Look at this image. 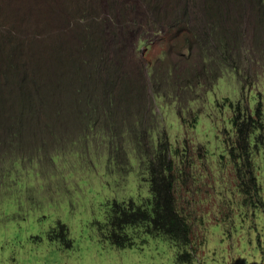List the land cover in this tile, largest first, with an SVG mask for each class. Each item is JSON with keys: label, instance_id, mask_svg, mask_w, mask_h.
<instances>
[{"label": "rangeland", "instance_id": "1", "mask_svg": "<svg viewBox=\"0 0 264 264\" xmlns=\"http://www.w3.org/2000/svg\"><path fill=\"white\" fill-rule=\"evenodd\" d=\"M182 1L0 0V65L11 50L20 69L23 61L43 67L54 82L71 74L73 91L102 92L116 76L135 94L147 88L141 113L110 106L105 116L106 99L94 97L86 130L65 103L60 133L25 134L19 150L0 149V264H177V248L164 236L137 230L134 245L118 249L96 227L113 202H144L147 167L167 148L192 264H264L262 29L248 12L237 26L219 24L240 65L223 71L210 57L216 39L205 38L200 21H185ZM90 34L93 47L81 49ZM249 115L263 137L249 142L255 186L241 187L248 164L237 156L243 151L231 120L240 127Z\"/></svg>", "mask_w": 264, "mask_h": 264}, {"label": "trees", "instance_id": "2", "mask_svg": "<svg viewBox=\"0 0 264 264\" xmlns=\"http://www.w3.org/2000/svg\"><path fill=\"white\" fill-rule=\"evenodd\" d=\"M161 1L155 0L157 6H160ZM182 2V14L186 18L185 21H200V25H204L203 28L207 31L204 33L205 38L213 36L216 39V44L209 48L214 51L210 57L220 61V68L223 71L237 72L240 65L230 58L233 57L231 44H228L227 41L224 42L223 37V43L220 40V34L224 35L223 32H225L223 27H218L221 22H229L230 24L227 26L241 24L238 20L243 19L245 13L248 12L253 15L257 28L262 29L260 42L264 44V0H183ZM12 35L14 37L10 36L11 38L16 37L15 34L12 33ZM90 36L92 35H87L86 39L81 40V49L89 50L93 47L94 41ZM114 36L117 34L115 33ZM196 37L203 42L200 35H196ZM262 51L264 53V48ZM5 54L6 61L0 65L6 68L4 71L0 70V149L4 145L15 144L16 150H19L24 144L20 138L25 134L33 137L48 132L54 136L56 132L60 133L57 131L58 128H63V125L66 124V119L59 117L61 110L64 113L67 110V107H63L65 103L72 106L70 109L73 110L72 113L75 111L80 116L78 123L86 125V130L92 128V123L90 120H86V117L90 114V110L94 109L90 105L93 104L95 98L97 100L99 97L105 98L104 106H108L106 110L110 106H116L118 112L126 114V116L130 114L131 106L136 105L137 112L141 113L142 106L146 105V86L143 85L137 90L138 94H135V86L131 85V82H128L124 77L118 79L119 76H116L113 84L109 87L105 85L103 91H96L93 93L94 96L84 89L73 91L68 88L67 85H70L74 79L71 74L70 76L64 75L63 79H57V82H54L51 78L49 79L45 70L42 71L43 67L38 66L39 69H32L27 61H23L21 62L22 69H20L18 68L20 64L18 65L16 59L12 58L14 55L11 50ZM206 59L207 57L204 58V60ZM79 66L77 65L75 68L79 70ZM120 84H122L121 87ZM65 98H68L70 103ZM110 111L107 110L105 116H108ZM255 114H258L259 123H261L263 114L257 113V111ZM66 116H68L67 113ZM111 118L119 119L115 115ZM237 119L238 117L233 116L231 120L237 141L238 143L240 141L243 151L237 156L248 164L246 174L238 175V181L241 187L248 186V184H252L254 187L253 171L248 170L249 167H252L249 142L251 137L254 140L263 137L260 135L262 127L255 125L256 121L251 115L246 117L245 124L240 127L236 125ZM103 120L100 121L103 122ZM160 152L146 171L149 177L147 180L150 182V199L141 205H136L132 200L122 203L114 202L106 213L105 222L99 223L97 229L104 240L109 241L118 249L133 246V234L137 230L149 236H164L177 248V264H190L193 261V255L186 248L190 245L191 230L186 219L176 209L173 179L170 175L172 163L167 157V154H170V148ZM12 165H18V162L13 161ZM5 173L9 174V171L6 170ZM245 180L248 181L247 184L244 183ZM243 192L247 191L243 190Z\"/></svg>", "mask_w": 264, "mask_h": 264}, {"label": "clouds", "instance_id": "3", "mask_svg": "<svg viewBox=\"0 0 264 264\" xmlns=\"http://www.w3.org/2000/svg\"><path fill=\"white\" fill-rule=\"evenodd\" d=\"M147 183H148V185H149V196L144 200V201H146L147 199H150V182H148L147 181ZM174 200H175V196H174ZM128 201V200H127ZM127 201H124V202H127ZM134 202V201H133ZM114 203V202H113ZM112 203V204H113ZM116 203H122V202H116ZM135 203V202H134ZM136 204V203H135ZM141 204H143V203H141ZM140 204V205H141ZM176 204V203H175ZM137 205V204H136ZM176 209H177V207H176ZM108 211V210H107ZM178 211V210H177ZM179 212V211H178ZM107 213V212H106ZM180 213V212H179ZM181 214V213H180ZM185 219H186V221L188 220V218L186 217V216H184L183 214H181ZM99 225V223H97V225H96V227ZM58 231H59V236H61V237H64L65 235H66V232H67V229H66V227H65V225H62V224H59L58 225ZM99 232V231H98ZM100 234V233H99ZM102 238V237H101ZM191 246H192V240H191V234H190V245L186 248V250L187 251H189L188 249H191ZM67 247H70V243L68 242V245H67ZM190 253H192L191 251H189ZM194 260V259H193ZM193 262V261H192ZM192 262L190 263V264H192Z\"/></svg>", "mask_w": 264, "mask_h": 264}, {"label": "bare ground", "instance_id": "4", "mask_svg": "<svg viewBox=\"0 0 264 264\" xmlns=\"http://www.w3.org/2000/svg\"><path fill=\"white\" fill-rule=\"evenodd\" d=\"M255 186V185H254Z\"/></svg>", "mask_w": 264, "mask_h": 264}]
</instances>
